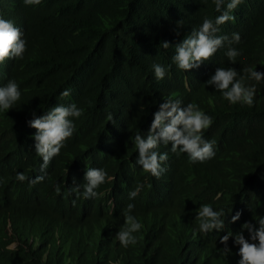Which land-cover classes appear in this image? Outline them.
Returning a JSON list of instances; mask_svg holds the SVG:
<instances>
[{"label": "trees", "instance_id": "trees-1", "mask_svg": "<svg viewBox=\"0 0 264 264\" xmlns=\"http://www.w3.org/2000/svg\"><path fill=\"white\" fill-rule=\"evenodd\" d=\"M218 15L213 0H42L38 6L0 0V16L27 40L23 59L0 65V87L14 79L22 93L12 109L0 112V264H238L234 238L229 255L219 240L246 222L258 229L264 218V81H247L256 86L250 107L224 99L206 84L212 76L206 74L229 63L241 75L246 67L264 73V0H243L233 11L235 22L220 26L219 35L241 36L231 44L242 52L235 64L227 44L190 72L172 60L176 45L205 16ZM162 41L171 47L163 49ZM157 63L167 69L162 80L152 67ZM66 89L71 95L62 98ZM169 98L182 106L194 102L212 118L204 138L215 141L216 155L193 164L186 153L161 144L157 151L168 153V160L157 178L136 165L133 138L147 136L154 113ZM70 103L84 114L74 119L76 131L59 158L41 172L36 130L28 121ZM87 167L115 177L97 189L104 195L92 203L68 193L74 181L84 183ZM18 172L29 179L18 181ZM41 175L43 182L31 183ZM137 184L143 188L130 200ZM129 203L144 227L136 233L142 239L124 248L115 236ZM204 204L224 210L221 232L198 231L195 217ZM237 212L241 218L232 223Z\"/></svg>", "mask_w": 264, "mask_h": 264}, {"label": "clouds", "instance_id": "clouds-1", "mask_svg": "<svg viewBox=\"0 0 264 264\" xmlns=\"http://www.w3.org/2000/svg\"><path fill=\"white\" fill-rule=\"evenodd\" d=\"M25 6H38L42 0H22ZM243 2V0H213L216 12L220 15L213 20L205 16L198 29H194L189 35L176 45L175 54L172 57L173 63L179 70L190 72L198 69L206 61H209L219 49L228 45L226 56L229 61L235 64L237 58L242 54L240 50L231 47L233 42L239 43L241 36L233 33L231 39L227 35H219L220 26L229 21L235 22L236 17L233 11ZM183 21L177 22L176 35L179 36L178 29ZM160 46L169 49L170 43L162 41ZM27 52V40L24 33L12 20L0 16V65L7 60L23 59ZM220 62V61H219ZM154 73L157 79L162 80L167 74V69L161 64H153ZM243 75L229 63L227 66L221 64L209 68L206 74L209 78L207 85L219 91L224 99L232 104H244L252 106L256 94V86L249 85L247 81L257 83L264 81V73L258 72L255 67L243 68ZM20 85L16 80H9L5 86L0 87V112H8L21 99ZM71 90L66 89L61 93V97H69ZM84 114V110L76 103L68 105L59 104L51 108L43 116L37 117L33 113V119L28 121L29 127L36 130L32 139L35 141L34 149L43 160L41 172L46 173L47 168L59 158L66 142L71 139L76 131L74 119H79ZM113 118L109 116V120ZM213 124L212 118L207 115L198 104L192 102L182 106L179 99H167L159 105L158 111L154 113V118L147 134L137 133L133 138L134 146L138 152L136 165L140 166L144 173L159 178L166 171L162 166L168 160V153H160L157 149L161 144L171 145V152L186 153L190 163H205L216 155L215 141L204 138V133ZM65 174L69 173L68 167L64 169ZM16 179L24 182L29 178L18 172ZM45 179L44 175L37 176L31 183H41ZM115 179L108 174L104 168L87 167L84 176V183L68 189L69 194H75L77 198L81 195L84 201L91 202L92 198H100L104 195L97 189L105 183H110ZM142 184H137L134 190L129 192V199L134 200L141 192ZM57 195L61 194V186L56 185ZM112 198L109 205L113 204ZM75 204V201H73ZM135 205L129 203L123 211L124 224L116 234V239L124 248L136 245L142 237H138L144 225L133 214ZM225 213L223 209L215 210L211 204L201 205L195 217L198 231L203 234L216 231L221 232L225 228V220L222 219ZM242 213L237 212L232 216V223L240 220ZM259 228L251 222L242 225V230L238 233L229 231L227 235L220 237V243L224 245L221 252L225 255L231 254L228 247L229 241L234 238L238 246L240 257L238 264H264V218L258 222ZM250 234V240L245 238L244 231ZM16 247L15 243L9 244L8 249Z\"/></svg>", "mask_w": 264, "mask_h": 264}]
</instances>
